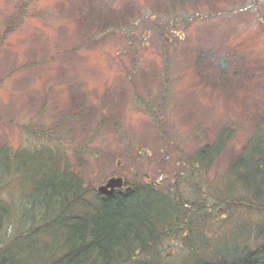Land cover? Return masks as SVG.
I'll return each instance as SVG.
<instances>
[{"label":"rangeland","instance_id":"rangeland-1","mask_svg":"<svg viewBox=\"0 0 264 264\" xmlns=\"http://www.w3.org/2000/svg\"><path fill=\"white\" fill-rule=\"evenodd\" d=\"M263 120L264 0H0V198L15 217L0 246L47 209L58 177L81 179L90 197L113 178L169 187L223 136L197 179L234 201L197 230L212 248L176 264L256 250L250 192L220 179ZM39 239L57 248L49 232L26 235L28 264Z\"/></svg>","mask_w":264,"mask_h":264},{"label":"trees","instance_id":"trees-1","mask_svg":"<svg viewBox=\"0 0 264 264\" xmlns=\"http://www.w3.org/2000/svg\"><path fill=\"white\" fill-rule=\"evenodd\" d=\"M258 129L260 134L256 132L252 136V141L226 168L220 180L229 179L231 189L242 184L250 192L251 197L245 199L246 207L252 211L253 218L262 220V225L253 226L262 244L251 250L248 242L230 260L223 257L215 263L202 260L200 264H264V123ZM223 134L225 137L226 133ZM222 137L213 147L200 149L187 159L184 171L175 174L169 187L156 182L128 183L127 188L111 196L97 192L90 197L81 179L74 175L58 177L59 190L52 184L44 190L47 203H42L47 209L37 212L32 225L21 229L9 244L0 246V264H28L26 253L33 247L23 249L20 242L26 235L47 232L57 242V248L43 245L45 240H37L36 248L42 244L44 251L34 253L36 264H167L163 253L175 242L180 243L181 258L172 264L186 263L195 254L207 251L212 243L198 228L234 201L224 198L222 191L211 188L208 181L202 186L197 179L200 176L206 179L207 165L221 151ZM205 185L208 187L204 189ZM192 193L202 194V198L192 199ZM11 218L15 217L0 198V232ZM19 219L26 222V215ZM203 238L207 239L205 243ZM186 247L187 256L183 252Z\"/></svg>","mask_w":264,"mask_h":264},{"label":"water","instance_id":"water-1","mask_svg":"<svg viewBox=\"0 0 264 264\" xmlns=\"http://www.w3.org/2000/svg\"><path fill=\"white\" fill-rule=\"evenodd\" d=\"M124 185L125 182L122 178H113L109 180L106 185L99 187L98 192L106 196H111L116 190L122 189Z\"/></svg>","mask_w":264,"mask_h":264}]
</instances>
